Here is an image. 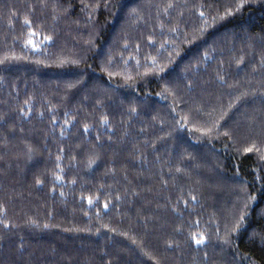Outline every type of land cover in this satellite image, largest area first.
<instances>
[{"label":"trees","instance_id":"trees-1","mask_svg":"<svg viewBox=\"0 0 264 264\" xmlns=\"http://www.w3.org/2000/svg\"><path fill=\"white\" fill-rule=\"evenodd\" d=\"M0 264H264V0H0Z\"/></svg>","mask_w":264,"mask_h":264},{"label":"snow or ice","instance_id":"snow-or-ice-1","mask_svg":"<svg viewBox=\"0 0 264 264\" xmlns=\"http://www.w3.org/2000/svg\"><path fill=\"white\" fill-rule=\"evenodd\" d=\"M203 15V14H202ZM250 150V149H249ZM193 239L196 241L197 244H200L203 242V237H200L199 239H196L195 237H193Z\"/></svg>","mask_w":264,"mask_h":264},{"label":"rangeland","instance_id":"rangeland-1","mask_svg":"<svg viewBox=\"0 0 264 264\" xmlns=\"http://www.w3.org/2000/svg\"><path fill=\"white\" fill-rule=\"evenodd\" d=\"M146 2H148V0H146ZM132 14V13H131Z\"/></svg>","mask_w":264,"mask_h":264}]
</instances>
